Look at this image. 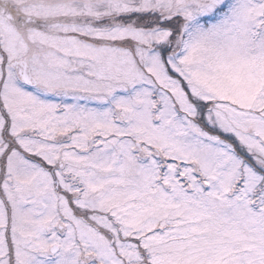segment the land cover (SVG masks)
<instances>
[{"label": "snow or ice", "instance_id": "snow-or-ice-1", "mask_svg": "<svg viewBox=\"0 0 264 264\" xmlns=\"http://www.w3.org/2000/svg\"><path fill=\"white\" fill-rule=\"evenodd\" d=\"M0 264H264V0H0Z\"/></svg>", "mask_w": 264, "mask_h": 264}]
</instances>
